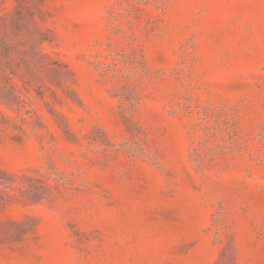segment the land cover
<instances>
[{
	"label": "rangeland",
	"instance_id": "obj_1",
	"mask_svg": "<svg viewBox=\"0 0 264 264\" xmlns=\"http://www.w3.org/2000/svg\"><path fill=\"white\" fill-rule=\"evenodd\" d=\"M0 264H264V0H0Z\"/></svg>",
	"mask_w": 264,
	"mask_h": 264
}]
</instances>
